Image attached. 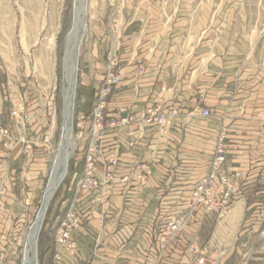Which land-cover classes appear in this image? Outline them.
I'll use <instances>...</instances> for the list:
<instances>
[{
	"label": "crops",
	"instance_id": "crops-1",
	"mask_svg": "<svg viewBox=\"0 0 264 264\" xmlns=\"http://www.w3.org/2000/svg\"><path fill=\"white\" fill-rule=\"evenodd\" d=\"M176 1L187 2V9L172 10ZM215 1L132 0L130 13L127 0V10L119 19L128 22L120 27L123 36L116 52L122 83L110 108L114 114L121 108L139 114L160 106L172 118L165 128L136 125L107 135L99 170L117 156L116 182L106 191L104 207L94 194L80 195L74 205L82 226L72 231L78 249L71 255L59 246L58 264H191L188 248L193 244L216 264H264V238L257 222L264 200V123L259 121L264 112V32L248 44L223 20L231 15L214 10ZM105 30L97 31L91 40L95 59L86 61L81 82L87 90L103 83L110 51L109 38H103ZM8 91L7 75L0 66V128L9 131L13 149L20 150L19 140L12 138L21 136L25 123L11 117L14 102L11 93L7 97ZM203 108L211 111V118L195 117ZM224 127L230 169L245 174L242 197L229 219L234 223L241 216L239 223L234 226L224 220L221 224V216L196 214L182 236L162 252L159 243L167 218L186 203L207 173L216 137ZM7 143L0 135V210H7L9 204L5 182L9 175L19 174L16 165L24 158L21 150L12 157ZM141 163L151 167L143 182L137 178ZM11 164L15 168L9 170ZM79 172H72L70 188ZM126 177L129 180L122 183ZM181 189L188 190V196H182ZM71 192L70 198L65 194L66 199L53 207L50 226L54 232L73 204L74 188ZM48 240L46 256L52 259L54 244ZM3 248L0 258H10V248Z\"/></svg>",
	"mask_w": 264,
	"mask_h": 264
},
{
	"label": "rangeland",
	"instance_id": "rangeland-1",
	"mask_svg": "<svg viewBox=\"0 0 264 264\" xmlns=\"http://www.w3.org/2000/svg\"><path fill=\"white\" fill-rule=\"evenodd\" d=\"M129 2L131 13L133 10L132 0ZM74 3V0H0V66L3 67L4 73L7 75V87L10 91L7 92V97L9 98V94H12L14 102L12 103V112L21 111L20 115L25 123L21 136L12 138L19 140L20 155L24 158L22 157L23 161L20 166L18 163L16 165L19 174L9 175L4 185L8 188V195L5 194L2 197L6 196L9 204L7 210H0V249L2 246L4 250L10 248V253L18 251L19 264H21L22 256L26 250L27 232L41 207L43 193L49 182V176L55 165V156L62 140L65 108L64 58L66 37L71 31L74 18ZM198 4H200L199 1ZM214 4H216L215 11L223 10L224 15H231V18L223 20L226 24L230 22L229 25L233 28L231 32L234 34L240 32L248 44L258 40L264 32V0H216ZM173 5L174 9L172 10L175 11L188 7L187 2L177 3L176 1ZM127 7V0H90L86 20L87 33L81 41L78 60L76 99L80 95H85L89 102L92 101L89 94L94 90L83 88L81 82L86 61L93 62L95 59L91 43L93 35L97 31L102 32L106 29L107 33L103 38H109L110 47L115 38V45L118 49V44L123 36L121 29L127 21L126 18H119L121 13L126 12ZM194 7V10L198 9V6ZM121 20L122 25H120ZM95 28L98 29L95 30ZM76 99L72 116L73 114L77 115L80 109ZM1 129L0 135H2ZM26 130L27 132H25ZM29 130H32L31 133H28ZM78 134L79 131L74 125L71 140L75 144V149L68 163V173L50 201L38 238L39 264H50L51 260L46 255L48 246H51L48 242V239H51L49 235L54 234L50 218L54 213L53 207L56 203L66 199L65 194L70 198L71 189L73 190L75 186L74 182L71 188L69 187L72 172L75 169L78 171L83 169L81 163L75 167L76 160L79 159V154L75 153ZM9 139L10 137L7 138L6 146L9 150L8 153L14 157L20 150L19 147L17 150L13 149V141ZM28 145L31 147L30 150L27 149ZM0 150L2 151L1 148ZM25 156H27V163ZM32 167L37 169H32ZM10 168H15V166L11 164L8 169L10 170ZM1 181L3 182L2 177H0V185ZM181 190H183L182 196H188L185 195L188 190ZM238 204L233 209L231 208L232 211L225 212L227 214L224 213L225 215L221 217L220 215L212 216L220 217L221 224L224 220L229 222ZM240 206H242L243 212L241 203ZM213 217L211 218L213 219ZM240 218L241 216L236 222L229 223L236 226ZM47 226L50 229L47 230Z\"/></svg>",
	"mask_w": 264,
	"mask_h": 264
},
{
	"label": "built area",
	"instance_id": "built-area-1",
	"mask_svg": "<svg viewBox=\"0 0 264 264\" xmlns=\"http://www.w3.org/2000/svg\"><path fill=\"white\" fill-rule=\"evenodd\" d=\"M116 52L117 46L114 38L108 53V63L102 85L94 91L91 102L86 96H79L77 99L80 111L74 117L76 128L79 131L76 137L78 140L75 153L79 154V159L76 160L75 165L81 163L83 169L74 186L73 204L60 218L54 234L50 235L54 244L52 264H58L60 261L59 246L65 247L71 255H74L78 249L77 243L72 239V231L82 226L81 216L74 205L80 195L94 194V199L100 206L104 207L107 204L106 191L115 184L119 166V159L114 156L103 165L104 170L100 173L99 161L104 158L103 148L107 135L110 132H119L124 128L136 125L165 128L172 118V115L165 114L160 106L146 108L139 114L132 113L127 108H121L118 114H114L110 106L122 82ZM139 72L144 74L145 69L140 68ZM89 103H91V110L87 114L86 108ZM20 114L21 111H15L11 115L20 123L24 122ZM195 117L209 119L212 115L209 109L203 108L195 113ZM259 121L264 123V112L260 113ZM1 134L5 138H9L7 129H1ZM227 139L228 130L224 127L216 137L215 148L207 173L194 186L186 203L168 216L159 243V249L162 252L166 250L170 241L177 240L182 236L196 214L202 217L222 216L231 210L242 197L241 186L245 180V174L239 169H230ZM27 149L30 150L31 147L28 145ZM138 168L140 173L137 178L143 182L151 174L150 164L141 163ZM128 180L129 178L126 177L121 179V182L125 183ZM257 222L260 228V236L264 238V200L257 212ZM17 252L11 253L10 258L13 260L2 256L0 264H19ZM188 252L193 255L191 264H216V262L201 255L194 244L188 248ZM21 264H24L23 256Z\"/></svg>",
	"mask_w": 264,
	"mask_h": 264
},
{
	"label": "bare ground",
	"instance_id": "bare-ground-1",
	"mask_svg": "<svg viewBox=\"0 0 264 264\" xmlns=\"http://www.w3.org/2000/svg\"><path fill=\"white\" fill-rule=\"evenodd\" d=\"M74 18L72 22V28L67 35L66 51L64 58V79H65V91H64V124L61 135V143L56 153L55 165L49 176V182L43 193L41 207L36 215V218L30 226L27 235L25 247L26 250L23 255L24 264H38L37 257V244L38 238L48 212L50 201L62 181L65 179L68 173V163L75 149V144L72 142V125L73 116L72 108L75 102V88L77 84L78 75V60L80 54L81 41L87 33V16L90 6V0H74ZM78 139V138H77ZM72 150V151H70ZM227 214V213H226ZM225 215V214H223Z\"/></svg>",
	"mask_w": 264,
	"mask_h": 264
},
{
	"label": "trees",
	"instance_id": "trees-1",
	"mask_svg": "<svg viewBox=\"0 0 264 264\" xmlns=\"http://www.w3.org/2000/svg\"><path fill=\"white\" fill-rule=\"evenodd\" d=\"M88 92H90V91H88ZM89 97H90V98H91V97L93 98V93H92V92H90ZM90 110H91V103H89L88 106H87V108H86V112H87V114L90 113ZM42 244L45 245V243H42Z\"/></svg>",
	"mask_w": 264,
	"mask_h": 264
},
{
	"label": "water",
	"instance_id": "water-1",
	"mask_svg": "<svg viewBox=\"0 0 264 264\" xmlns=\"http://www.w3.org/2000/svg\"><path fill=\"white\" fill-rule=\"evenodd\" d=\"M73 109V108H72Z\"/></svg>",
	"mask_w": 264,
	"mask_h": 264
}]
</instances>
